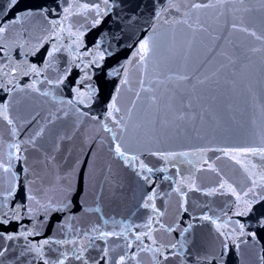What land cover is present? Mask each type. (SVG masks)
Listing matches in <instances>:
<instances>
[{"label": "water", "instance_id": "95a60500", "mask_svg": "<svg viewBox=\"0 0 264 264\" xmlns=\"http://www.w3.org/2000/svg\"><path fill=\"white\" fill-rule=\"evenodd\" d=\"M71 0H18L17 4L8 7L10 0H0V24L9 23L17 16H21L25 11H37L41 8L55 9V12L49 11L50 19H58L63 15V8ZM164 2V0H159ZM110 9L106 15H103L101 22L95 26L91 20L94 15H89L88 20L82 16L72 18L74 24L73 30L80 27L83 35L84 47L81 52L88 49H94L99 42L101 51L104 52V59L100 62L99 68L95 65L91 66L90 75L92 76L91 83L97 93L93 97L90 107L78 105L84 111H88L90 116L100 117L101 120L106 116L107 106L111 102L112 96L116 94V89L121 88L120 96L118 97V106L123 110L125 107H131V101L135 99V91H140L138 81L145 80L155 76L153 65L150 63L147 70L139 68L135 61L132 64L126 62L132 58L133 52L139 46V43L147 38L151 33V23L154 12L158 7V0H109ZM104 8V5L101 4ZM174 15L177 16L178 14ZM257 17L260 15L256 14ZM205 17H202L204 19ZM209 23L216 29V33L221 37L215 41L217 50H227L230 53H235L244 60V56L248 54V49L251 47H260L261 42L255 40L245 33L230 32L228 24L232 22V16L227 15L222 17L219 22L211 18V12L208 17ZM227 20V24L225 23ZM248 26H255L259 34L261 26L257 21L249 23ZM182 26H177L176 46H186L187 38L190 33L187 29L180 31ZM170 26H165L163 29H158V38L162 44L167 47L171 42ZM50 31L42 16H34L24 19L16 23L9 29L10 35L25 34L30 37L31 44H37L39 39ZM55 38L52 41L43 42L35 54H25V49H13L11 56L13 60L23 61L27 59L29 64H36L42 67L48 59L47 52L51 50L52 43H55ZM64 45L70 43V40L65 34L62 41ZM211 41L205 38L202 42L197 40L193 43L188 61L189 69L206 62L212 58V53L207 52V48L211 46ZM2 55V54H0ZM90 59V57L86 58ZM159 61L158 71L166 74L171 65L168 61L161 57ZM69 54L63 49L56 54L53 66L49 68L43 75H48L50 79L56 78L57 75L63 74L64 70L71 67L64 83L58 87H53L47 84L38 85L43 89H49L57 97L53 100L51 97H42L39 94L25 89L23 92H13L11 94L0 91V103H9V114L16 120L20 135L16 138L22 140L30 137L41 124L45 123V118H49L50 112H55L58 119L47 125L44 135L37 140L40 151L29 149L26 153L28 160L27 164L23 161L18 162L15 170L20 174L21 180L24 179L22 173L23 167H29L30 171L33 168L44 177L46 187L52 189L50 195L58 196L57 191L59 184L57 176L63 177L65 173L70 171L75 166V171L72 175V182L75 192L72 198V207L67 213L50 216L40 229L41 235L35 238L40 240L48 237L53 239H72L76 235V230L82 235L84 231L91 229L93 226H99L100 231H121L122 228L129 230V239L133 238L134 233L142 232L144 229L140 227L145 224L149 216H154L151 208H144L143 202L153 190L156 191L155 206L165 215L160 217V222L169 226L179 220L181 228L187 226L188 223L193 224L190 233L185 236L191 243L189 248L193 255L197 252H203L206 248H218L214 225L209 221L200 220L202 215H211L214 218L220 217V222H223L225 217L222 213H226L232 217L233 221H239L245 224L247 232H256L257 239L252 240L247 237L248 243L242 244L240 249H231L226 257L227 264H259L257 255L260 248L264 247V226L257 223V216L264 212V203L255 206L256 210L248 216H236L233 213L236 211L235 197L229 192L224 194L216 193L215 195H206V190L213 187H218L221 180H227L241 194L250 187L247 173L244 169L236 164L229 157L222 156L217 151H207L204 159L208 163L215 162V167L219 172H213L204 165L203 159L199 155V149H217V148H242L256 147L261 143L260 128L264 126V117L261 116L259 108L256 106L257 101L253 95L248 93L241 85L236 90H232L230 85L221 81L220 87L216 90L218 94V103L214 108L211 116L205 117V121L201 123L196 121L195 127L199 129V135L195 132H188L184 135L171 136L163 138L160 143H155L151 139V132L147 125L143 123L144 113L142 107H146V101L143 105L138 103V108L133 109L132 121L130 128L125 133V141L127 149L141 156V159L156 169L167 167V171H155L151 174L152 183H147L137 177L134 171L123 165L122 161L115 157L112 149L114 142L111 139V134L105 132L99 125L98 121H93L88 118L82 120L73 112H69L68 116H63V108L60 100H67L74 97L73 88L77 86V81L82 75L81 68L75 64H69ZM247 62V61H245ZM79 63V61H77ZM122 65H126L129 72L130 91L128 88L121 86L120 81L124 78ZM113 69L119 70L118 74H112ZM230 75V74H229ZM246 79L253 85V92L259 96L264 93V59H261L259 54L251 56V64L246 73ZM34 76H20L19 83L23 87L34 79ZM227 78V77H226ZM9 95L11 98H9ZM145 93L141 92L143 97ZM227 104H231L232 108H226ZM62 109L60 112L56 110ZM39 113L37 116L36 114ZM123 111L118 114L122 115ZM36 116V120L32 117ZM31 121V123H29ZM255 121V122H253ZM109 127H113L119 139L120 130L115 128L111 121H105ZM140 124V128H135L134 125ZM0 136H3L5 143L0 147V151H7V143L12 141L9 135V126L6 121L0 119ZM71 137V139H63L60 137ZM57 143H59V151H57ZM150 151H173V152H189L195 155H189L187 158L179 157L175 161L165 162L158 157L149 154ZM44 154L55 157L51 163L37 166V161L42 160ZM219 156L220 159H216ZM191 160L192 163L188 161ZM79 161V163H77ZM253 163L260 164L259 158H253ZM175 164V167H173ZM199 168V170H197ZM179 169V173L177 172ZM171 177V179H165ZM195 180L196 186L201 189L197 192L195 189H189V185H179L181 178H189ZM29 179L33 177L28 176ZM190 183V182H189ZM181 187L187 195L183 198L186 200L185 207L188 212H183L180 209V204L183 202L180 195L174 191L176 187ZM259 194L264 195V190H257ZM17 200L21 197L18 195ZM96 209H99L97 211ZM72 216L74 219L67 221L63 230H60V224L66 216ZM196 217V219H193ZM43 219V217H40ZM27 226H31L29 220L22 221ZM68 224L72 227L68 228ZM17 223L13 222L8 226L0 227V230L5 232L16 231ZM158 227V225H154ZM93 235L94 247H89L86 257L89 258L90 264L92 259H100L102 249L109 248V255L114 259L123 254V245L126 243L123 237H109L108 241L99 240ZM156 237L162 242H175L181 239L179 229L169 234L163 230L157 232ZM145 243L150 241L145 240ZM24 241L17 242L18 245H23ZM53 248L57 247L52 245ZM71 251V246H65ZM115 248V251L112 249ZM63 250V247L61 248ZM135 248L128 250L134 251ZM47 251V249H46ZM144 264H149L147 254H141ZM68 264H78L75 261H69ZM100 264H105L101 260ZM111 264V262H109ZM170 264H179V260L171 261Z\"/></svg>", "mask_w": 264, "mask_h": 264}, {"label": "snow or ice", "instance_id": "6c2138e0", "mask_svg": "<svg viewBox=\"0 0 264 264\" xmlns=\"http://www.w3.org/2000/svg\"><path fill=\"white\" fill-rule=\"evenodd\" d=\"M18 0H10L9 8L16 5ZM104 5V8L101 7ZM110 9L109 0H71L66 7L63 8V15L58 19H50L48 12H55V9L41 8L37 11L27 10L21 16H17L9 23L0 24V91L11 94L13 92H23L25 89L31 90L42 97H51L56 100L57 97L49 89H43L38 85L47 84L53 87H58L64 83L71 67L64 70L63 74L57 75L56 78L50 79L48 75H43L53 66L56 54L62 49L67 51L70 57L69 64H75L81 68L82 75L77 81V86L73 88L75 93L71 99L60 100L63 108V116H68L69 112H73L81 120L88 118L93 121H98L99 125L105 132L111 134V139L114 142L112 149L115 157L119 158L123 165L131 168L135 175L147 183H152L151 174L155 171H167V167L156 169L149 167L147 163L141 159L139 154L130 152L127 149L125 141V133L130 128V121L133 117V109L138 108V103L141 105L146 101L147 106L142 107L144 113L143 123L151 132V139L155 143H160L163 138L171 136H179L188 132H195L199 135V129L195 127V123L199 120L201 123L205 121V117L211 116L215 106L218 103V94L216 90L220 87L221 81L231 86L232 90H236L241 85L248 93L253 95L257 101L256 106L260 110V114L264 117V93L257 96L253 92V85L245 77V73L251 64V56L259 54L261 59H264V0H164L159 2L156 8L152 23L151 33L143 39L138 48L132 54L126 64H135L147 70L149 64L153 65V71L156 73L154 77L148 79L145 86V80L140 79L139 89L135 91V99L131 101V107L122 108L118 106V97L121 93V88L116 89V94L112 96L111 102L107 106L106 116L103 120L97 116H90L88 111H84L78 105L90 107L93 97L97 93V89L91 84L86 83L92 80L90 69L92 65L97 68L100 62L104 59V52L101 51V45L98 42L94 49H88L81 52L83 45L84 32L80 27L73 30V17L82 16L88 20L89 15H94L91 20L93 26L101 22L103 15L107 14ZM211 12V18L219 22L222 17L227 15L232 16V22L228 24L230 32L245 33L255 40L261 42L260 47H251L248 49V54L244 56L242 61L235 53H230L227 50H217L215 41L220 39L216 29L209 23L208 17ZM175 14H178V18ZM257 13L260 15L257 17ZM34 16H42L49 26L50 31L39 39L37 44L30 43V37L25 34L10 35L9 29L20 21ZM202 17H205L202 19ZM249 23L257 21L261 30L258 34L255 26H248ZM227 24V20H225ZM165 26H170L171 33L170 45L165 47L160 38H158V29H163ZM177 26H182L180 31L187 29L190 36L187 38L186 46H176ZM67 34L70 43L64 45L62 41ZM55 38V43H52L51 50L47 52L48 59L42 67L36 64H29L25 58L23 61L12 59L11 52L13 49H25V54H35L45 41H52ZM209 39L212 43L207 48L208 53H212V58L206 57V62L202 61L195 67L189 69L188 61L192 45L198 39L201 42ZM90 57V59H86ZM158 57L168 61L171 65L166 74L161 73L159 69ZM79 61V63H77ZM247 61V62H245ZM124 78L121 79V86L130 88L129 72L126 65H122ZM119 70L113 69L112 74H118ZM230 74V75H229ZM34 76L35 78L23 87L20 86V76ZM227 77V78H226ZM141 92L145 93L142 97ZM9 98L10 95H9ZM9 103H0V119L7 122L9 126V135L12 138L11 142L7 143V151H0V227L8 226L16 222L18 227L16 231L5 232L0 230V264H68L69 261L78 262V264H90L86 253L89 247H94L93 235L99 240L105 242L109 237H123L126 243L123 245V254L114 259L109 255V248L104 247L100 259H92L91 264H100L101 260L105 264H144L141 254H147L149 264H170L171 261L179 260V264H227L226 257L231 249H240L242 244H247V237L252 240L257 239L256 232H247L245 224L238 220L233 221L231 216L222 213L225 217L223 222H220V217L214 218L211 215H202L200 220L209 221L214 225L218 248H206L203 252H197L193 255L189 248L191 241L185 236L190 233L193 224L188 223L182 227L179 220L169 226L160 222V217L165 215L155 206L156 191L153 190L143 202L144 208H151L154 216H149L147 222L140 227L144 229L142 232L134 233L133 238L129 239V230L122 228L121 231H100L99 226H93L80 234L76 230V235L72 239H53L52 237L35 240L41 235L40 229L43 228L45 221L52 215L67 213L72 207V198L75 188L72 182V175L75 171V166L65 173L63 177L57 176L59 187L58 196L50 195L51 188L46 187L44 177L34 168L30 171L29 167H23L22 173L24 179L21 180L20 174L15 170L18 162L23 161L27 164L28 157L26 153L29 149L40 151L37 140L44 135L48 124L53 123L58 119L55 112L49 113V118H45V123L41 124L33 134L22 140L16 138L20 135L16 120L9 114ZM226 108L231 109L232 105L227 104ZM58 108L56 111L60 112ZM123 111L122 115H118ZM37 116L39 113L36 114ZM36 120V116L32 117ZM111 121L115 128L120 130L119 139L113 127L105 121ZM255 122V121H253ZM31 123V121H29ZM135 128H140V124L134 125ZM261 143L256 147L242 148H217V149H199V155L203 159L200 168L207 165V168L213 172H219L215 167V162L208 163L204 159L207 151L220 152L222 156L229 157L240 165L245 173H247L250 187L242 194L237 192L236 188L227 180H221L218 187H213L206 190V195L212 196L216 193L224 194L231 193L235 197L236 211L233 215L248 216L253 213L255 206L264 203V195L258 193L259 190H264V126L260 128ZM63 139H71V137H60ZM5 143L3 136H0V147ZM57 151H59V143H57ZM149 151V154L158 157L160 160L169 162L175 161L179 157L187 158L195 153L189 152H173V151ZM259 158L260 164L253 163V158ZM55 157L44 154L42 160L37 161V166L47 165L54 160ZM216 159H220L219 156ZM192 163L191 160L188 161ZM79 163V161H77ZM175 167V164H173ZM199 170V168L197 169ZM179 173V169H177ZM31 175L33 178L29 179ZM171 179V177H165ZM190 182V183H189ZM179 185H189V189H195L199 192L201 189L196 186L195 180L191 177L181 178ZM181 199L180 209L183 212H188L185 207L186 200L183 198L187 195L181 190V187L174 189ZM21 199L17 200L16 197ZM99 211V209H96ZM43 217L41 219L40 217ZM29 220L31 226H27L22 221ZM74 219L72 216H66L60 224L62 231L66 222ZM196 219V217H193ZM257 223L264 226V212L257 216ZM158 225V227H154ZM71 229V225H67ZM179 229L181 239L175 242L167 243L158 240L156 233L163 230L166 233H173ZM23 240V245H18L17 242ZM148 240L150 243H145ZM52 245L57 247L53 248ZM71 246V251L65 246ZM63 247V250L61 248ZM135 248L134 251L128 250ZM47 249V251H46ZM115 251V248L112 249ZM259 264H264V247L260 248L257 255Z\"/></svg>", "mask_w": 264, "mask_h": 264}]
</instances>
